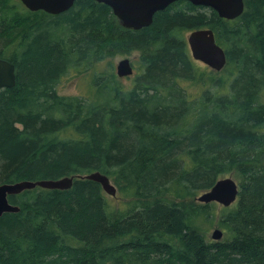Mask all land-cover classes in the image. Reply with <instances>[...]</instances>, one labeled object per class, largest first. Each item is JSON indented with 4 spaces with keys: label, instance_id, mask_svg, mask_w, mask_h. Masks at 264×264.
I'll list each match as a JSON object with an SVG mask.
<instances>
[{
    "label": "trees",
    "instance_id": "16d2710c",
    "mask_svg": "<svg viewBox=\"0 0 264 264\" xmlns=\"http://www.w3.org/2000/svg\"><path fill=\"white\" fill-rule=\"evenodd\" d=\"M244 2L229 21L178 1L136 31L95 0L59 15L0 0V59L16 68L0 90V184L75 177L9 197L21 211L0 217V264H264V0ZM204 28L226 51L222 74L190 54ZM132 53L125 89L100 64ZM87 69L85 94L59 92ZM97 171L125 208L83 178ZM233 174L237 206L219 219L230 238L213 242L214 204L197 197Z\"/></svg>",
    "mask_w": 264,
    "mask_h": 264
},
{
    "label": "water",
    "instance_id": "95a60500",
    "mask_svg": "<svg viewBox=\"0 0 264 264\" xmlns=\"http://www.w3.org/2000/svg\"><path fill=\"white\" fill-rule=\"evenodd\" d=\"M76 0H20L22 5L31 12L44 11L50 15H59L69 11ZM109 6L120 24L130 30H141L153 23L157 12L164 11L178 1H188L194 6L214 10L226 20H235L245 12L244 0H95ZM187 43L194 60L209 66L214 71H221L227 65V54L220 46L212 29L204 28L191 32L187 36ZM120 78L130 77L134 73L132 62L129 58L121 60L116 67ZM16 85V68L8 60L0 59V90L13 88ZM75 177L61 179L20 181L16 183L0 184V217L6 213H18L19 205L12 204L9 197L18 195L25 190L37 187L45 189L67 190L73 185ZM83 178L95 181L102 186L104 192L112 197L117 195V188L110 178L97 171ZM239 193L238 184L229 176L220 179L209 191L197 197V201L204 204L217 202L224 207H229L237 201ZM223 232L215 229L212 239L219 241Z\"/></svg>",
    "mask_w": 264,
    "mask_h": 264
},
{
    "label": "rangeland",
    "instance_id": "374dc122",
    "mask_svg": "<svg viewBox=\"0 0 264 264\" xmlns=\"http://www.w3.org/2000/svg\"><path fill=\"white\" fill-rule=\"evenodd\" d=\"M13 1L18 5V7L20 5H22L19 0H13ZM25 10H27V9L26 8H23V9L20 8L19 9V11L21 13L25 12ZM124 58H129L132 61L133 65H134L135 73L133 75H131L130 77L120 78L117 75L116 67H117L118 63L121 60H123ZM137 59H138V54H136V53H132L128 56H116L112 59H109V60L101 63L100 69L112 71V73L115 74L114 75V76H116L115 79L118 80L120 86L125 88V89H130L133 87V83L135 81V78H136L137 74L140 72V65H139ZM198 63L201 66L205 67L206 69L212 70L209 66H207L201 62H198ZM83 69H85V68H83ZM221 71H217V72L220 73ZM75 72L76 71L73 70L67 76L62 78L60 84L58 85V90L61 94L69 95V96H76V95L80 96V95H83L86 93V88L89 85L88 81L91 79L92 74H93L92 70L87 69L85 72H83V74H80V76L77 78H75V74H77L78 72L77 73H75ZM220 74H222V73H220ZM87 78H88V81L86 80ZM91 91H94V90L90 89V91H89V94H91V96H93L92 98L94 99L95 97H97V95L96 94L94 95L95 92L90 93ZM97 99L101 102L104 101V98L102 96H98ZM226 177H228V176H226ZM231 177L235 180L236 183H239V178L236 174H233ZM107 197L109 198V201L111 202V204L114 205L115 207L120 208V209H123L126 207L125 199L122 198L121 195L118 194V192H117L116 197H111L109 195H107ZM213 204H214L213 205V208H214L213 209V216H212L211 221L206 223L205 226H203L204 231H205V234H206V237L208 240L216 242V240L212 239V235H213L215 229H219L223 232V237L219 241H225L226 239L230 238V233L227 232V230H225L219 226V219L225 210H231V209L236 208L237 201L235 203H233L232 205H230L229 207H224L223 205L216 203V202Z\"/></svg>",
    "mask_w": 264,
    "mask_h": 264
},
{
    "label": "flooded vegetation",
    "instance_id": "af4514ba",
    "mask_svg": "<svg viewBox=\"0 0 264 264\" xmlns=\"http://www.w3.org/2000/svg\"><path fill=\"white\" fill-rule=\"evenodd\" d=\"M39 12V11H38Z\"/></svg>",
    "mask_w": 264,
    "mask_h": 264
}]
</instances>
